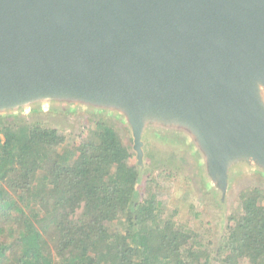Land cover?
I'll return each mask as SVG.
<instances>
[{
	"label": "water",
	"instance_id": "obj_1",
	"mask_svg": "<svg viewBox=\"0 0 264 264\" xmlns=\"http://www.w3.org/2000/svg\"><path fill=\"white\" fill-rule=\"evenodd\" d=\"M45 98L118 109L138 151L178 124L225 186L264 165V0H0V113Z\"/></svg>",
	"mask_w": 264,
	"mask_h": 264
},
{
	"label": "trees",
	"instance_id": "obj_2",
	"mask_svg": "<svg viewBox=\"0 0 264 264\" xmlns=\"http://www.w3.org/2000/svg\"><path fill=\"white\" fill-rule=\"evenodd\" d=\"M21 113H0V264H264L257 188L216 244L140 186L116 131L76 127L70 142L44 111Z\"/></svg>",
	"mask_w": 264,
	"mask_h": 264
},
{
	"label": "rangeland",
	"instance_id": "obj_3",
	"mask_svg": "<svg viewBox=\"0 0 264 264\" xmlns=\"http://www.w3.org/2000/svg\"><path fill=\"white\" fill-rule=\"evenodd\" d=\"M34 108L44 111L47 120L66 133L70 142L76 141V127L84 130V137L98 123L108 126L109 131H116L132 154L129 162L139 169L140 186L156 189V197L164 199L170 210L179 207V220L187 222V226L216 244L223 241L228 225L233 223L228 216L240 210L241 201L251 189L257 188L264 197V165L250 158L236 159L228 169L227 183L223 186L210 174V163L205 159L204 151L178 124L147 128L141 137L140 151L136 153L125 113L117 109L67 98H45L2 113L21 111V114H29ZM139 152L142 153L140 158ZM151 177L156 178L157 185L156 180L150 182ZM228 264L249 263L230 258Z\"/></svg>",
	"mask_w": 264,
	"mask_h": 264
},
{
	"label": "flooded vegetation",
	"instance_id": "obj_4",
	"mask_svg": "<svg viewBox=\"0 0 264 264\" xmlns=\"http://www.w3.org/2000/svg\"><path fill=\"white\" fill-rule=\"evenodd\" d=\"M37 102V101H36ZM114 110V109H113ZM118 110V109H117ZM125 117H126V119L128 120V125L130 126V129H131V131H132V136H133V139H134V143L136 144V140H137V138H136V133H135V130H134V127H133V124H131L130 123V121H129V119H128V117L125 115ZM154 125H156V126H159V125H167V124H164V123H154V122H152V121H150V122H145V124L143 125V128H142V132H141V137H142V135H143V132L147 129V128H150V127H152V126H154ZM135 150H136V153H137V151H138V149L137 148H135ZM248 158H250V160H253V161H257V157H255V156H250V157H246L245 155H242V156H236V157H234V158H232V160H230L229 161V163H230V165H229V167L233 164V161H235L236 159H239V160H242V161H245L246 159H248ZM258 162V161H257ZM259 164H261L260 162H258ZM208 169H209V165H208Z\"/></svg>",
	"mask_w": 264,
	"mask_h": 264
}]
</instances>
